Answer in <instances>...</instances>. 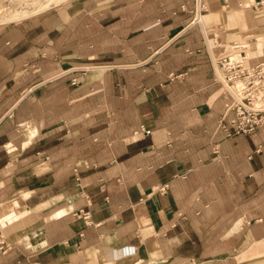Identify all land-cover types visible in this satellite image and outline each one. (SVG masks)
<instances>
[{
  "label": "crops",
  "instance_id": "1",
  "mask_svg": "<svg viewBox=\"0 0 264 264\" xmlns=\"http://www.w3.org/2000/svg\"><path fill=\"white\" fill-rule=\"evenodd\" d=\"M238 42L264 61V0H65L4 24L0 264L264 259V125L218 127L215 59Z\"/></svg>",
  "mask_w": 264,
  "mask_h": 264
},
{
  "label": "built area",
  "instance_id": "2",
  "mask_svg": "<svg viewBox=\"0 0 264 264\" xmlns=\"http://www.w3.org/2000/svg\"><path fill=\"white\" fill-rule=\"evenodd\" d=\"M232 45L237 53H226L224 49L215 59L222 82L234 87L233 96L227 92L232 101L226 105L227 111H234V117L227 122L222 119L218 124L227 136L250 134L264 125V61L250 64L246 48H240L237 43ZM149 133L143 126L133 132L134 135ZM165 190V187L159 188L163 194Z\"/></svg>",
  "mask_w": 264,
  "mask_h": 264
},
{
  "label": "rangeland",
  "instance_id": "3",
  "mask_svg": "<svg viewBox=\"0 0 264 264\" xmlns=\"http://www.w3.org/2000/svg\"><path fill=\"white\" fill-rule=\"evenodd\" d=\"M5 0H0V14H2V18H4L5 16H15L17 18H14L12 20H9V21H15L21 17H18V15L16 14V8H19L21 6H24V5H31L33 3H37L39 0H20V1H16V2H11V3H3ZM3 3V4H2ZM42 11V9H39L38 12ZM36 13V12H35ZM31 15V14H30ZM3 25H0V28H2ZM241 42H238L239 44V47H244V45L240 44ZM257 46L256 45H253L250 46V49L247 50V49H244V50H247L246 52L248 53L249 57L251 58V56L253 54H255V52L253 51ZM260 47V46H259ZM262 47H260V54L262 53ZM226 49V53H231V51L228 49L227 50V47L225 48ZM232 52L234 53H237L238 50H232ZM216 65V64H215ZM217 68V67H216ZM225 85V88L226 90L233 96L234 95V87H230L228 84L224 83ZM5 232V231H4ZM4 234V233H3ZM4 236V235H3ZM252 250H255L254 248L250 249L248 252L244 253L242 255V261L244 264H264V259H263V253H258V254H255V255H252L251 254V251ZM256 251V250H255Z\"/></svg>",
  "mask_w": 264,
  "mask_h": 264
},
{
  "label": "bare ground",
  "instance_id": "4",
  "mask_svg": "<svg viewBox=\"0 0 264 264\" xmlns=\"http://www.w3.org/2000/svg\"><path fill=\"white\" fill-rule=\"evenodd\" d=\"M63 1H65V0H39L37 3H33L31 5H24V6H21L19 8H16V12H17L16 14L18 15V17L28 16L30 14L38 12L39 9L43 10V9L48 8V7L60 4ZM14 18H17V17L5 16L4 18H2V14H0V25L15 22L16 20L15 21H9V20H12Z\"/></svg>",
  "mask_w": 264,
  "mask_h": 264
}]
</instances>
